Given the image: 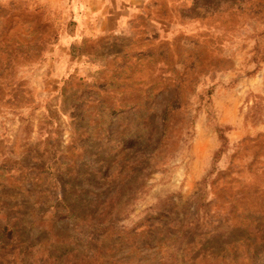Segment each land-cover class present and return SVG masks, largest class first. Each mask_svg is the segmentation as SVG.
<instances>
[{
	"label": "rangeland",
	"instance_id": "1",
	"mask_svg": "<svg viewBox=\"0 0 264 264\" xmlns=\"http://www.w3.org/2000/svg\"><path fill=\"white\" fill-rule=\"evenodd\" d=\"M0 264H264V0H0Z\"/></svg>",
	"mask_w": 264,
	"mask_h": 264
},
{
	"label": "trees",
	"instance_id": "2",
	"mask_svg": "<svg viewBox=\"0 0 264 264\" xmlns=\"http://www.w3.org/2000/svg\"><path fill=\"white\" fill-rule=\"evenodd\" d=\"M217 133H218V136H219V139H220V141L221 142H225V138H224V136L222 135V133H221V131L220 130H217ZM221 151V150H220ZM219 154V153H218ZM217 154V155H218Z\"/></svg>",
	"mask_w": 264,
	"mask_h": 264
}]
</instances>
